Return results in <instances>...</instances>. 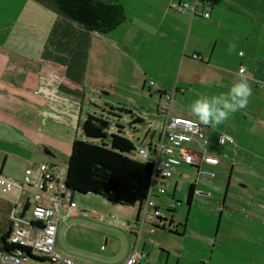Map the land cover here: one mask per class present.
<instances>
[{"label":"crops","instance_id":"1","mask_svg":"<svg viewBox=\"0 0 264 264\" xmlns=\"http://www.w3.org/2000/svg\"><path fill=\"white\" fill-rule=\"evenodd\" d=\"M121 2L125 8L124 23L109 35L88 31L35 0L26 2L33 8L30 9L31 15L23 16L37 18L34 19L36 23L29 24L32 30L41 27L34 32L40 35L41 44L37 46L36 56L32 57L24 52H15L11 43L0 40V174L6 177L8 173L12 174V162H24L23 166L19 163L21 170L27 163L10 148L13 145L18 147L21 144L25 148L27 146L28 152L34 147L38 149L37 154L41 146H44L46 154L56 156L57 152L63 151L70 155L72 142L77 138L79 125L85 118L79 104H85L86 101L96 106L95 104L101 105L104 101L105 104L112 105L109 98L111 92L107 86L109 84L120 86L125 91L126 98L136 107L140 105V101L145 103L148 98L155 101L156 107L158 101L163 103L161 95H173L172 114L197 120L188 109V105L197 98V93L212 95L226 92L228 86L238 78L239 68L246 67L253 74L250 80L253 92L247 108L236 112L215 128L205 125L206 138L215 148L214 152L219 159L218 165L212 168L216 174L220 169L230 170L224 195L218 196L221 199L218 204L221 202L222 206V209L218 207L220 220L216 230L212 232H191L196 240L203 243V251L209 250L201 258V263L264 264V0ZM178 3H187L188 7L184 11H178L173 7ZM47 10L52 12V18L48 17ZM205 13H208L207 18ZM46 15L49 22L44 21ZM8 20L11 22V15ZM17 41L18 38L12 44ZM230 42L237 45L236 52L232 54L227 52ZM104 45H108L106 52L109 59L99 67L94 59L97 61L106 54L102 48ZM194 55H198V58H194ZM38 61L41 66H38ZM105 65L108 67L103 71ZM146 85L150 89L148 97L142 91ZM177 96L186 102V108L175 113ZM118 107L132 110L144 122V112L135 107L120 105L110 108L115 114L114 119L121 118L115 113ZM92 111L88 110L87 113ZM117 112L122 113V110ZM129 121L130 119L127 123ZM117 125L121 127L120 124ZM136 127L137 130H130V134L133 138L140 139L139 124ZM109 132H116V129L110 130L109 127ZM221 133L232 136L235 144L216 146ZM34 157L32 155L30 160H35ZM185 166L195 174L194 180L190 181L194 186L191 201L196 196L204 200L208 198L196 194V189L212 192L223 183L220 179L216 180L217 175L212 178L216 181H212L198 175L196 167ZM169 180H165L167 185ZM173 183L174 192L176 181ZM14 189L21 197H17L14 202L6 201L14 208L22 202L23 209L18 215H24L27 209L31 210L35 190L27 188L26 191H32L31 194L26 195L24 191L22 195L17 187ZM75 193L72 196L74 201ZM163 198L164 195L156 198L162 207L167 205L163 203ZM131 207H135L131 221L133 223L138 214V206ZM76 210L73 217L78 216L79 211L77 208ZM210 212L216 213V209L212 208ZM167 213L174 212L167 211L166 217L172 219L174 226L181 227L180 229L178 226L180 234L170 232V236L187 238L186 222L176 224L174 216H167ZM226 213L237 224L250 227V233L242 234L246 236V242L227 244L228 242L219 240L220 237L226 239L232 233L228 228H222L221 231V218ZM63 215L61 209V219ZM189 216L187 215V220ZM132 223L128 222L127 225ZM127 225L125 229L133 233L126 228ZM160 230L168 229L159 228L153 234H161ZM161 237L170 242L169 236ZM58 247L60 252L69 256L70 250L67 247H62L60 243ZM248 247L255 251L250 259L233 254L234 251ZM133 248L120 254L117 264H123ZM138 249L147 252L146 245L138 244ZM216 252H222L229 257L223 255L214 260ZM1 254L3 253L0 252Z\"/></svg>","mask_w":264,"mask_h":264},{"label":"rangeland","instance_id":"2","mask_svg":"<svg viewBox=\"0 0 264 264\" xmlns=\"http://www.w3.org/2000/svg\"><path fill=\"white\" fill-rule=\"evenodd\" d=\"M28 1L29 0H0V40H7V44L11 43L10 45L13 47L15 52H24L34 57L37 54V46H40L41 44L40 35H37L34 32L41 27L36 30H32L29 23L35 22L34 19L37 18H25L23 16L24 14L31 15L30 9L33 7L26 3ZM47 12L48 17L52 18V12L48 10ZM6 13L10 14L6 15ZM10 15L11 22L8 20ZM47 15L44 17L45 22H49ZM123 23L124 21L121 24ZM112 31L107 34L109 35ZM17 38L18 41L12 44V42ZM107 46L108 45H104L102 47L106 54L100 59L98 58L97 61L94 59L95 64L97 62L99 67H102V65L109 59L108 53L106 52ZM41 65L42 64L38 61V66ZM107 67L108 65H105L103 67V71H105ZM107 86L111 92L109 93V98L112 105L105 104L103 101L101 105L95 104L97 106L96 107L84 101L85 104L82 102L79 104L82 115L85 116L88 110H93L92 113L107 116L111 120L109 126L110 130L117 129L118 127L116 124H120L124 130L125 136L130 137L137 148L145 145L149 140L155 141L160 130V124L164 118V116L157 111L155 101H153L152 98H148L145 103L144 101H140V105L136 107L126 98V93L120 86H116L114 84H109ZM142 91L145 93L146 97H148L150 89H148L147 85L142 88ZM175 102V113H178V110L181 112L184 108H186V102L181 100L178 96L175 98ZM117 105L127 108L135 107V109L145 113L144 122L139 124L140 131L138 135L141 136L140 139H136V137L133 138L130 134V127L127 123L131 117L129 114L118 113L116 111L115 113L121 117L119 119H114V116L109 114V112H112L110 109L111 106L113 107ZM81 123L79 125V134L77 135V138L90 140L82 134ZM10 148L17 153L19 158L27 162L22 170L21 166H19V163L21 162L18 164L16 162H12L11 170L13 171L11 172L12 174L8 173L7 177L13 180L20 181L23 177L26 166H29L30 163L32 164L31 166L36 167L39 163H41V161H43V163H53L66 170L69 158V154L66 152H57L56 158L52 151L51 153L53 155L46 154L44 146H41L38 154V149L32 147L30 152H28L26 149L27 146L25 148L21 144L18 145V147H14L13 145ZM32 155L36 158L33 161L30 160ZM135 157L139 158L136 154ZM48 160L53 161L50 162ZM21 164L23 166L25 163L23 162ZM223 171V169H220L216 174V180H222V185H218V188L216 187L215 191H208L211 193V198H206V200H204V198L196 196V198L194 197V201L192 200L188 203V189L190 181L195 178V174L185 165H181L177 168L176 172H174L173 176L168 181V189L164 194V196H166L163 198V203H175V209L173 210L174 213H167V216H174L176 224L178 222L181 224L186 222V231L188 233L187 238L182 239L170 236L171 234L168 230H160L161 234H158L157 232V234H148L144 232L139 245H146L147 256L137 264H207L201 263L200 261L202 260L201 258L209 253V250L207 249L205 252L203 251V243L196 240V237L191 231L203 232L208 230L212 232L213 230H216L215 227L220 220V214L218 212L220 210L218 207L222 209L221 202L220 205L218 204V201L221 200L218 196L220 197L224 195L227 177L230 173L229 169L224 172ZM243 176L246 177V175ZM216 180L212 179V181ZM174 181H176V188L173 192ZM26 189L27 188H25L26 195H30L32 191L27 192ZM217 190L220 192H216ZM172 195H175L174 198H172ZM74 196L78 205V216H68L64 221L57 223L56 248L59 251V243L62 244V247H67L68 250H70L69 256L76 259V261L80 264H117L119 262L118 258L120 254H122L126 249L131 250L136 242L135 235L125 229V225H127L128 222L132 223L131 221L135 207L122 206L108 202L103 197L96 194L86 195L75 193ZM17 197L19 199L21 196L18 195L16 189L5 194L0 192V200H11L14 202L15 199L17 200ZM212 208L216 209V213L210 212V209ZM22 209L23 203L19 202L18 205L15 206L14 211L16 213H20ZM226 212L228 213L227 210ZM227 213L221 218V231L222 228H225L226 230L228 228V230L232 233L227 235L226 239H221L220 237L219 240H224L225 242H228L227 244H239L246 242V236H242V234H247L248 232L250 233V227H246V224H237V222L231 218L230 214L228 216ZM187 215H190L189 220L186 219ZM24 216L25 218H29L31 216V210L27 209ZM0 226H3L2 220H0ZM179 228L181 229L180 226ZM163 235L164 237L169 236L170 239L168 240L170 242H167L166 237V239H163V237H161ZM149 238L150 241H148ZM145 239L147 240L144 241ZM208 241L210 242V240ZM197 247H199V249H197ZM253 252L255 251L250 250V247H248V249L245 250L234 251L233 254H236V257L250 259V257L253 256ZM258 253L261 254L260 251H258ZM223 255L224 253L222 252H216L213 259L216 260V257ZM224 256L227 258L229 257L228 255ZM25 264L49 263L46 260L42 261L29 259Z\"/></svg>","mask_w":264,"mask_h":264},{"label":"built area","instance_id":"3","mask_svg":"<svg viewBox=\"0 0 264 264\" xmlns=\"http://www.w3.org/2000/svg\"><path fill=\"white\" fill-rule=\"evenodd\" d=\"M174 6L177 10L184 11L188 4L178 3ZM206 15L208 13L204 14L205 17ZM193 57L198 58V55ZM161 100L163 103L158 101L156 109L164 118L156 140H149L135 150L140 160L152 163V176L147 198L138 217L126 226L134 233L136 243L123 264H137L147 256L145 250L138 249L144 232L151 234L162 226H172L153 198L154 193L163 194L167 191L168 185L164 181L170 179L181 165L196 167L198 175L213 178L215 170L212 167L219 163L215 148L206 138V126L197 120L173 115V95L165 93L161 95ZM234 144L232 136L221 133L216 146ZM31 165L25 168L21 182L0 174V192L3 194L12 191L14 187L22 195L25 188L35 190L29 218L18 215L14 209L10 213L12 229L9 241L28 248L29 252L17 249L12 253H3L0 255V264H25L27 260L35 258L44 259L49 264H80L55 247L57 223L75 215L77 211V204L72 200L73 192L65 187V170L49 163H39L36 167ZM161 188L164 189L163 193ZM195 193L209 196V193L202 190L196 189ZM61 209L64 213L62 219Z\"/></svg>","mask_w":264,"mask_h":264},{"label":"trees","instance_id":"4","mask_svg":"<svg viewBox=\"0 0 264 264\" xmlns=\"http://www.w3.org/2000/svg\"><path fill=\"white\" fill-rule=\"evenodd\" d=\"M35 1L55 14L71 20L78 26L99 34L109 33L125 20V8L121 0ZM173 7L175 8L174 5ZM175 9L177 10V8ZM121 110L122 113L131 116L128 123L130 130H137L136 125L143 122V119L135 115L130 109L117 108V111ZM109 114L115 115L112 112H109ZM109 126L110 121L103 114L87 113L85 115L81 123V129L83 135L90 140L78 138L73 140L65 170V187L73 193L99 195L105 200L118 205H137L139 213L148 195L152 176V163L135 157L137 147L132 139L125 136L122 127L119 128L116 124L118 127L116 132L110 133ZM49 164L55 165L53 163ZM205 179L211 180L212 178ZM165 193H154V200L156 201V198ZM193 194L194 186L190 184L188 203L191 201ZM206 197L210 198L211 193ZM156 203L165 216L167 211L173 212L174 210V202L164 205V207L160 205L161 203L158 204L157 201ZM13 209L14 207L10 203L3 199L0 200V220L3 222V226H0V252L12 253L17 249H22L28 253V248L9 241L12 229L10 213ZM169 222L172 224L171 227L165 225L160 228L168 229L171 233L180 234L178 233V226L173 225L172 219ZM35 260L43 261L44 259L35 258Z\"/></svg>","mask_w":264,"mask_h":264},{"label":"clouds","instance_id":"5","mask_svg":"<svg viewBox=\"0 0 264 264\" xmlns=\"http://www.w3.org/2000/svg\"><path fill=\"white\" fill-rule=\"evenodd\" d=\"M236 50V43L230 42L227 49L228 54ZM252 75L246 67L242 66L237 73L238 78L228 86L226 92L212 95L197 93V98L188 105L191 115L202 124L213 128L225 123L233 114L247 108L249 97L253 92L250 83ZM160 191L163 193L164 189L161 188Z\"/></svg>","mask_w":264,"mask_h":264}]
</instances>
